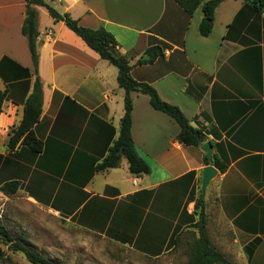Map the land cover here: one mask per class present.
Returning <instances> with one entry per match:
<instances>
[{
	"label": "crops",
	"instance_id": "crops-1",
	"mask_svg": "<svg viewBox=\"0 0 264 264\" xmlns=\"http://www.w3.org/2000/svg\"><path fill=\"white\" fill-rule=\"evenodd\" d=\"M46 1V0H45ZM79 24L104 27L129 58L131 76L155 88L204 134L200 145L177 140L178 124L132 92L131 136L149 172L126 164L95 167L118 134L124 90L116 68L101 59L63 21L36 10L38 56L34 73L22 33L24 0H0V184L12 194L103 241L157 257L192 244L200 222L229 264H264V13L245 0H222L207 36L198 31L201 7L188 14L176 0H52ZM206 1V0H203ZM47 2V1H46ZM41 13V12H40ZM163 54L136 64L150 46ZM41 114L33 126L42 150L18 143L7 149L35 78ZM209 142L211 161L201 149ZM227 163L220 172L214 164ZM216 173L200 199L202 170ZM58 199L60 206L52 205ZM200 199L202 211L195 209ZM64 214L62 217L59 214Z\"/></svg>",
	"mask_w": 264,
	"mask_h": 264
},
{
	"label": "trees",
	"instance_id": "trees-1",
	"mask_svg": "<svg viewBox=\"0 0 264 264\" xmlns=\"http://www.w3.org/2000/svg\"><path fill=\"white\" fill-rule=\"evenodd\" d=\"M222 0H176V2L188 14H192L197 7H201L203 17L198 24L199 34L207 36L211 32L213 25L214 11ZM255 11L264 13V0H245ZM25 18L22 24V33L26 36L28 48L34 67L37 72L38 56L35 47L37 36L36 29V10L33 5L43 6L54 20H61L67 28L75 33L90 49L98 54L101 59L113 65L116 70V81L120 88L124 90L123 115L119 120L118 134L112 145L108 148L106 156L95 167L96 170H106L119 166L122 158H125L128 171L132 175H142L149 172V165L137 152L131 136V93H141L148 96L150 106L161 111L172 118L179 126L177 140L184 145H200L204 140V134L190 125L188 119L181 110L164 100H162L154 87L146 82L136 81L131 76V65L129 58L121 54L117 48L114 36L104 27L89 28L82 26L76 19H73L67 12L58 13L45 0H24ZM163 54L160 46H150L136 60V64H147L153 62ZM7 98V90L0 91V112L2 111L3 101ZM42 89L38 77L35 78L31 93L23 104V114L17 126L9 131L7 149L14 150L18 143L27 146L34 152H40L43 147L41 140L37 139L33 132V126L38 121L41 114ZM1 157V156H0ZM214 164L220 172H223L227 163H220L217 159ZM19 183L10 180L0 184V191L4 195H12L18 189ZM203 204L200 199L195 202V209L202 211ZM198 229V236L194 238L188 257V264H229L224 256L217 251L210 243L205 232V227L200 222L192 224ZM0 240L7 250L21 252L31 264H59L41 253L33 251L24 242L21 234H12L0 222ZM179 236L174 239V245L178 243ZM4 256V250L0 247V258Z\"/></svg>",
	"mask_w": 264,
	"mask_h": 264
},
{
	"label": "rangeland",
	"instance_id": "rangeland-1",
	"mask_svg": "<svg viewBox=\"0 0 264 264\" xmlns=\"http://www.w3.org/2000/svg\"><path fill=\"white\" fill-rule=\"evenodd\" d=\"M46 1L55 7L52 0ZM38 9L40 26H43L45 11L40 6ZM122 162L126 164V159ZM52 205L60 206L58 199ZM0 222L12 234L23 235L24 242L33 251L59 264H188L192 245L179 243L167 253L147 256L71 227L61 217H52L27 200L4 195L1 191ZM0 247L4 250L0 264H31L21 252L7 250L1 240Z\"/></svg>",
	"mask_w": 264,
	"mask_h": 264
},
{
	"label": "water",
	"instance_id": "water-1",
	"mask_svg": "<svg viewBox=\"0 0 264 264\" xmlns=\"http://www.w3.org/2000/svg\"><path fill=\"white\" fill-rule=\"evenodd\" d=\"M201 149L206 153L207 159L211 161L212 160L211 159L212 149H211L209 142L203 143L201 146ZM215 173H216V170L212 165H207L203 168L202 177H201V186H200V199L203 198L206 186L209 180L211 179V177H213ZM59 215L62 217H66V215L61 214V213Z\"/></svg>",
	"mask_w": 264,
	"mask_h": 264
}]
</instances>
